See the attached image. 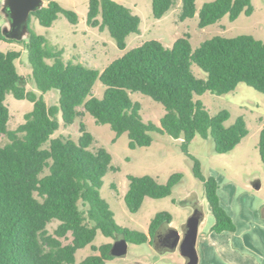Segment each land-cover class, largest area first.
<instances>
[{"label":"trees","instance_id":"obj_1","mask_svg":"<svg viewBox=\"0 0 264 264\" xmlns=\"http://www.w3.org/2000/svg\"><path fill=\"white\" fill-rule=\"evenodd\" d=\"M178 0H151L155 19L163 17ZM178 21L192 18L195 0H180ZM250 0H215L202 5L198 28L229 21L240 14L251 15ZM59 15L71 25L77 14L49 0L30 12L26 19L27 38L22 41L31 68L35 92L26 91L18 82L15 62L20 52L0 51V264H105L111 243L92 248L94 253L76 263L78 250L90 245L97 233L105 238H124L127 243L151 245L155 231L171 216L159 212L150 220L147 232L118 226L109 205L100 197L102 179L111 165V155L103 148H92L94 137L80 121L89 114L96 125H108L115 138L126 133L130 149L149 147L152 134L182 139L181 149L192 161V173L204 189L214 224V233L234 232L235 226L220 204L214 177L205 178L200 163L189 155L188 144L195 136L213 142L214 152L225 154L248 134L241 117L228 127L229 113L211 115L196 97L209 92L223 95L243 83L264 95V41L250 35L213 36L192 49L189 36L164 47L150 40L116 58L103 70L63 59L47 39L33 32L28 24L34 18L44 28L52 26ZM86 24L106 30L119 50L126 38L139 33L140 19L114 0H87ZM0 38L8 43L13 42ZM196 66L204 73L193 74ZM104 87L101 98L92 95L96 81ZM51 90L59 94L57 103L47 105L43 95ZM139 93L159 103L164 114L159 125L143 122L138 102L130 94ZM31 103L23 122L9 129L10 112L6 95ZM77 122L79 136H55ZM258 151L264 165V129L260 131ZM182 174L174 173L164 184L150 176H127L128 189L123 196L130 213H136L145 198L162 199L171 195ZM112 189L115 186L112 185ZM56 221L52 233L47 226Z\"/></svg>","mask_w":264,"mask_h":264},{"label":"rangeland","instance_id":"obj_2","mask_svg":"<svg viewBox=\"0 0 264 264\" xmlns=\"http://www.w3.org/2000/svg\"><path fill=\"white\" fill-rule=\"evenodd\" d=\"M48 1L41 0L40 6H45ZM54 1L62 8L74 11L78 17L77 24L71 25L59 15L49 28L40 26L31 18L29 28L36 34L44 36L50 45L63 49L65 61L79 62L98 70H103L116 58L150 40H156L164 47H171L174 41L188 35L192 49L216 35L227 38L250 35L264 41V0H250L253 11L249 16L240 14L234 21H229L228 17L224 16L217 23L202 29L197 26L198 12L204 3L215 0H195L194 16L182 22L178 21L180 0L160 19H155L152 15L151 0H114L129 8L140 19L139 33L130 34L126 38L124 50L117 48L106 30L99 31L97 28L87 26V0ZM8 8V0H0V36L13 41L8 43L0 38V51L20 52L15 67L19 77L24 79L22 87L39 95L31 81V68L22 45V41L27 38L26 23L18 22L12 29V15ZM191 70L195 76L204 77V73L196 66L193 65ZM103 91L104 87L97 80L93 85L92 95L101 98ZM58 97L56 90L43 95L49 106L56 104ZM130 98L140 104L143 122L159 125V120L164 114V109L159 103L139 93L130 94ZM196 98L211 115L226 110L229 113V119L224 124L226 127L232 125L238 117L244 120L247 127V136L228 153H215L212 140L210 138L204 140L199 136H195L187 148L189 155L199 161L202 175L205 178L208 176L215 178L221 203L228 208L233 217L240 219L247 215L251 206L253 210L258 206L264 207V165L258 151L259 134L264 129V95L240 83L234 91L227 94L214 95L205 92ZM5 105L10 112L9 129H15L21 124L24 114L32 107L31 103L16 100L10 94L5 97ZM80 121L94 137L92 148L103 147L111 155V165L117 168V171H108L105 174L99 194L109 205L118 226L146 233L154 215L166 212L171 216L170 228L180 234L182 241L188 219L199 212L203 216V222L198 228L197 238L202 237L200 228L208 226L212 214L205 199L203 185L192 173V161L181 149L182 139L174 140L166 134H152L153 141L149 147L132 150L128 147L126 133L113 142L115 133L108 125H96L89 114H85ZM58 135L70 136L77 140L79 136L77 122L65 128L60 125L55 133V136ZM174 173L182 174V179L172 189L171 195L162 199L145 198L136 213L128 211L123 200L128 189V175H146L157 183L164 184ZM112 185L115 186L114 190ZM259 214L261 216V210ZM56 225V221L51 222L47 226L48 232L52 233ZM107 243L113 244V240L97 233L90 245L76 252V263L90 254H97L92 248ZM179 244L173 251L160 252L153 245L127 243L125 256L112 257L105 261V264H187V259L180 253Z\"/></svg>","mask_w":264,"mask_h":264},{"label":"crops","instance_id":"obj_3","mask_svg":"<svg viewBox=\"0 0 264 264\" xmlns=\"http://www.w3.org/2000/svg\"><path fill=\"white\" fill-rule=\"evenodd\" d=\"M220 204L231 218L235 231L212 232V216L208 226L200 228L202 237L196 241L198 264H264V207L253 210L251 206L247 215L236 219L221 201Z\"/></svg>","mask_w":264,"mask_h":264},{"label":"water","instance_id":"obj_4","mask_svg":"<svg viewBox=\"0 0 264 264\" xmlns=\"http://www.w3.org/2000/svg\"><path fill=\"white\" fill-rule=\"evenodd\" d=\"M41 0H8L9 11L12 17V29L18 22H25L30 12L35 11L41 7ZM18 82L21 86L24 85V79L19 78ZM259 186L257 185L256 188ZM202 219L201 213L197 212L192 215L186 223V231L182 241L180 234L175 229L168 226L169 223H163L155 231L152 238L151 245L156 250L163 252L166 250H175L179 244V250L183 257L187 259V264H197L198 256L196 251V240L200 220ZM118 237L115 236V238ZM127 251V242L124 238H120L113 242L109 255L111 257H123Z\"/></svg>","mask_w":264,"mask_h":264},{"label":"flooded vegetation","instance_id":"obj_5","mask_svg":"<svg viewBox=\"0 0 264 264\" xmlns=\"http://www.w3.org/2000/svg\"><path fill=\"white\" fill-rule=\"evenodd\" d=\"M119 239V236L113 239V242H116Z\"/></svg>","mask_w":264,"mask_h":264}]
</instances>
